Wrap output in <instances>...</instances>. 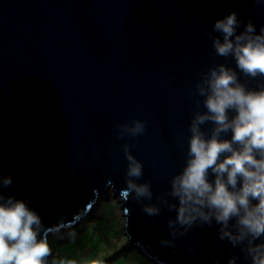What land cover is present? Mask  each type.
<instances>
[{
	"label": "water",
	"instance_id": "95a60500",
	"mask_svg": "<svg viewBox=\"0 0 264 264\" xmlns=\"http://www.w3.org/2000/svg\"><path fill=\"white\" fill-rule=\"evenodd\" d=\"M233 12L238 32L250 20L257 33L264 27V0H0V175L13 181L0 192L41 216L48 242L111 193L122 203L129 245L150 260L228 264L236 256L251 264L219 239L215 222L194 227L175 249L162 247L175 211L149 217L142 211L149 201L121 195L125 144L144 165L137 182H151L150 203L171 191L198 99L205 110L196 85L215 65L236 67L215 55L209 38L221 36L215 22ZM240 79L250 88L264 84ZM134 120L146 123L145 133L118 139L116 125Z\"/></svg>",
	"mask_w": 264,
	"mask_h": 264
},
{
	"label": "clouds",
	"instance_id": "9594fccd",
	"mask_svg": "<svg viewBox=\"0 0 264 264\" xmlns=\"http://www.w3.org/2000/svg\"><path fill=\"white\" fill-rule=\"evenodd\" d=\"M240 26L238 14L233 12L215 22L214 31L221 36L209 34L215 55L231 58L236 67L215 65L196 85L205 110H200L198 99L189 127L185 167L171 179V191L157 196V204L150 203L154 198L151 182H137L144 165L125 144L127 187L121 195L125 201H149L142 207L149 217L159 216L163 208L175 211V219L167 224L169 238L159 241L162 247L175 249L176 241L194 227H212L215 222L220 226L221 241L239 247L251 264H264V84L250 88L240 79L241 74L253 80L264 78V27L257 33L251 20L243 32H238ZM209 123L213 127L206 132L202 126ZM145 131L146 123L141 120L116 125L118 139L138 137ZM228 134L230 138H225ZM12 182L11 176L0 175V189ZM43 232L41 216L28 203L0 192V264H80L67 258L49 261L52 249ZM189 251L196 254L191 245ZM87 264L104 261L89 259ZM228 264H237V257Z\"/></svg>",
	"mask_w": 264,
	"mask_h": 264
},
{
	"label": "rangeland",
	"instance_id": "374dc122",
	"mask_svg": "<svg viewBox=\"0 0 264 264\" xmlns=\"http://www.w3.org/2000/svg\"><path fill=\"white\" fill-rule=\"evenodd\" d=\"M75 225V226H74ZM69 228H62L60 230L53 231L49 235V243L52 249L51 260L54 258V248L58 246L59 251L62 254L67 253L66 248L70 249V247L74 246L76 242H80L79 244H87V243H102L100 239L94 237V232L97 228L101 227V234L105 233L108 230H113L116 234L119 231L121 234L115 240V234L110 238H106L103 244L107 247H111L110 245L115 242L121 243L117 246V256L122 257L126 252H128V239L125 233V218L124 212L122 209V203L119 202L114 196L110 193L108 197H100L97 204L94 205L92 212L81 219V222L78 224H74ZM100 234V235H101ZM99 235V236H100ZM64 247L63 249L59 247ZM135 255H138V249H134ZM147 257L145 254H143ZM150 260V259H149ZM156 263L155 261L150 260L149 264ZM157 264V263H156Z\"/></svg>",
	"mask_w": 264,
	"mask_h": 264
},
{
	"label": "crops",
	"instance_id": "0c3cea01",
	"mask_svg": "<svg viewBox=\"0 0 264 264\" xmlns=\"http://www.w3.org/2000/svg\"><path fill=\"white\" fill-rule=\"evenodd\" d=\"M102 228L99 227L97 230L94 232V237H97L100 239L102 242L101 245L99 243L94 244V243H87L85 245H81L78 242L74 244V246L70 247V249L66 248L67 253L62 254L58 246L57 248L55 247L54 250L56 252V255L54 256L55 259H61V258H67V259H75L80 264H87V261L89 259H101L104 261V264H149V258L145 257L143 254H141L139 251L138 255H135V251H129L124 254V256L120 257L117 256V251L116 248L118 245L121 243L115 242L110 245H113L111 247H107L103 242L105 241L106 238L112 237L114 233L113 230H108L105 233L101 234ZM101 234V235H100ZM100 235V236H99ZM121 234H119V231L115 234V240L117 237H119ZM60 247V245H59ZM127 247V246H126ZM60 248H64L63 246ZM134 250V248H133ZM140 253V254H139ZM53 258V259H54ZM112 258V260H110ZM52 259V260H53ZM51 264V263H50ZM153 264V263H152ZM156 264V263H154Z\"/></svg>",
	"mask_w": 264,
	"mask_h": 264
},
{
	"label": "trees",
	"instance_id": "16d2710c",
	"mask_svg": "<svg viewBox=\"0 0 264 264\" xmlns=\"http://www.w3.org/2000/svg\"><path fill=\"white\" fill-rule=\"evenodd\" d=\"M100 245H101V243H100ZM126 248L130 249V251H131V249H132V251H135V250H133V247L132 246H129V245ZM110 260H112V258H110ZM50 263H51V261H50Z\"/></svg>",
	"mask_w": 264,
	"mask_h": 264
}]
</instances>
